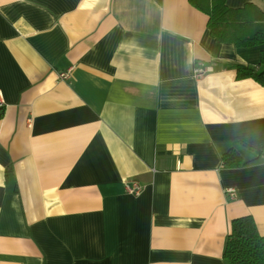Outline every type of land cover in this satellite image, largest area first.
<instances>
[{
    "label": "crops",
    "instance_id": "0c3cea01",
    "mask_svg": "<svg viewBox=\"0 0 264 264\" xmlns=\"http://www.w3.org/2000/svg\"><path fill=\"white\" fill-rule=\"evenodd\" d=\"M262 49L189 0H0V264H228L233 218L264 236V87L236 77Z\"/></svg>",
    "mask_w": 264,
    "mask_h": 264
},
{
    "label": "trees",
    "instance_id": "16d2710c",
    "mask_svg": "<svg viewBox=\"0 0 264 264\" xmlns=\"http://www.w3.org/2000/svg\"><path fill=\"white\" fill-rule=\"evenodd\" d=\"M207 15V27L217 42L236 47L264 44V12L253 2L241 7H229L226 0H189ZM236 77L252 78L264 87V49L257 65L237 64ZM224 167H239L243 161L234 149L222 157ZM223 258L228 264H264V236L260 235L251 215L233 218L226 236Z\"/></svg>",
    "mask_w": 264,
    "mask_h": 264
},
{
    "label": "built area",
    "instance_id": "2783aa9c",
    "mask_svg": "<svg viewBox=\"0 0 264 264\" xmlns=\"http://www.w3.org/2000/svg\"><path fill=\"white\" fill-rule=\"evenodd\" d=\"M211 67L209 66H206L202 63H199L198 66L196 67L195 69V72H194V76L196 79H199L201 78L202 76H204V74L210 70ZM70 71L71 69L68 68L66 71L64 72H60L58 74L59 78L61 80H67L70 78ZM4 100H3V97H2V94L0 92V109H2L4 107ZM30 121V119L28 120V122ZM125 188L128 192L132 193V194H139L142 190V187L136 182V181H132V182H127L125 183ZM226 194L229 198H234L235 197V191L233 188H228L227 191H226Z\"/></svg>",
    "mask_w": 264,
    "mask_h": 264
}]
</instances>
